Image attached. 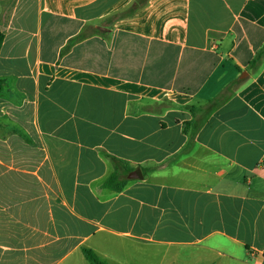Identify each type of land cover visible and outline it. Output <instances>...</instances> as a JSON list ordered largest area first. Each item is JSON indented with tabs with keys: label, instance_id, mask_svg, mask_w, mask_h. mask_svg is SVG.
I'll return each instance as SVG.
<instances>
[{
	"label": "crops",
	"instance_id": "1",
	"mask_svg": "<svg viewBox=\"0 0 264 264\" xmlns=\"http://www.w3.org/2000/svg\"><path fill=\"white\" fill-rule=\"evenodd\" d=\"M136 1L0 0V264H264V0Z\"/></svg>",
	"mask_w": 264,
	"mask_h": 264
},
{
	"label": "trees",
	"instance_id": "2",
	"mask_svg": "<svg viewBox=\"0 0 264 264\" xmlns=\"http://www.w3.org/2000/svg\"><path fill=\"white\" fill-rule=\"evenodd\" d=\"M149 0H137L131 8H129L126 12L123 13L124 16L133 14L136 10L142 8L147 4ZM4 42V35L0 33V51L2 48ZM264 58V46L258 51L254 59L250 62L249 67L253 70H256L262 60ZM3 85L0 83V88H2ZM114 161L118 163H124L122 160L114 159ZM125 169L130 173L131 177L133 179H138L142 177L140 170H134L130 166H125ZM126 184V180L120 181L119 172L116 165V171L108 178L104 186L106 188L112 189L114 191H121ZM83 254L86 257V259L90 262V264H108L105 261H102L98 258V256L90 249H83Z\"/></svg>",
	"mask_w": 264,
	"mask_h": 264
},
{
	"label": "rangeland",
	"instance_id": "3",
	"mask_svg": "<svg viewBox=\"0 0 264 264\" xmlns=\"http://www.w3.org/2000/svg\"><path fill=\"white\" fill-rule=\"evenodd\" d=\"M105 26H106V24H105V21H102V22H100L99 24H96V25H91L90 26V33L91 34H93V33H98V32H102L103 30H104V28H105ZM121 257H122V255H120ZM138 261H137V264H144L143 263V256H142V254H138Z\"/></svg>",
	"mask_w": 264,
	"mask_h": 264
}]
</instances>
